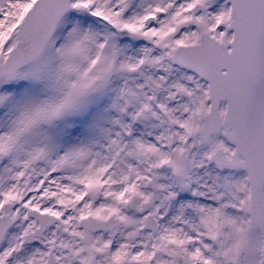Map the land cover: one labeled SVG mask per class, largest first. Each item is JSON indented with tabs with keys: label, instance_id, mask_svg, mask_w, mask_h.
<instances>
[{
	"label": "snow or ice",
	"instance_id": "snow-or-ice-1",
	"mask_svg": "<svg viewBox=\"0 0 264 264\" xmlns=\"http://www.w3.org/2000/svg\"><path fill=\"white\" fill-rule=\"evenodd\" d=\"M0 264H264V0H0Z\"/></svg>",
	"mask_w": 264,
	"mask_h": 264
}]
</instances>
